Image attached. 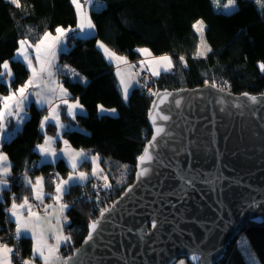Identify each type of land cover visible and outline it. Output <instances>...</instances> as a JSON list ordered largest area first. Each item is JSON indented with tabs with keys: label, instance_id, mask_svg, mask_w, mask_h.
I'll return each mask as SVG.
<instances>
[{
	"label": "trees",
	"instance_id": "obj_1",
	"mask_svg": "<svg viewBox=\"0 0 264 264\" xmlns=\"http://www.w3.org/2000/svg\"><path fill=\"white\" fill-rule=\"evenodd\" d=\"M18 2L19 7L9 0H0V64L4 61L10 64L12 90L30 77L26 64L21 59H13L21 39L34 44L45 32L54 35L57 27L76 29L68 32L61 46L59 67L68 65L79 76L67 70L60 71V76L70 95L80 101L87 114L73 119L64 113L60 136L53 122L41 130L45 111L34 103L29 104V115L22 127L17 129L14 119L7 124L9 135L0 139V152L7 153L12 160L14 176L12 188L0 197V232L9 228L14 232L15 223L6 211L12 194L19 198L32 197L24 182L25 174L33 181L45 176L46 189L52 193L53 181L71 171L64 158L55 162L42 158L37 145L47 135L56 141L64 138L73 148L97 156L111 185L105 188V182L91 176L65 195L69 202L66 232L71 236V243L63 250L71 255L87 236L91 221L99 218L100 211L107 209L135 180L138 157L153 133L148 115L155 95L147 87L157 93L215 84L236 94L264 93V72L259 69V64L264 63V11L256 0H236L237 6L232 12L216 9L212 0H97L91 11L96 26L93 36L79 32L77 12L71 0ZM225 2L221 0V4ZM197 21L204 22L205 40L211 48L204 57L197 56L201 46L200 34L193 28ZM99 40L132 64L142 59L137 49L148 47L156 56H171L174 65L171 71L157 78L143 72L142 83L134 85L125 101L116 64L105 57L98 47ZM136 69L141 67L137 65ZM143 74L151 80L147 82ZM8 94L7 84L0 83V96ZM98 106L116 111L100 113ZM87 160L81 166L91 170L92 158ZM93 184L97 187L93 188ZM242 236L260 264H264V224L256 223L244 227L217 264H248L239 244ZM18 242L24 256L32 253L30 236Z\"/></svg>",
	"mask_w": 264,
	"mask_h": 264
},
{
	"label": "water",
	"instance_id": "obj_2",
	"mask_svg": "<svg viewBox=\"0 0 264 264\" xmlns=\"http://www.w3.org/2000/svg\"><path fill=\"white\" fill-rule=\"evenodd\" d=\"M211 85L154 96L149 114L169 94L159 108L171 118L157 123L170 135L145 165L150 173L137 179V165L134 182L96 219L93 241L75 249L79 264H193V253L195 264H217L247 224H264V93L245 92L262 101L254 105ZM148 123L153 136L149 115Z\"/></svg>",
	"mask_w": 264,
	"mask_h": 264
},
{
	"label": "snow or ice",
	"instance_id": "obj_3",
	"mask_svg": "<svg viewBox=\"0 0 264 264\" xmlns=\"http://www.w3.org/2000/svg\"><path fill=\"white\" fill-rule=\"evenodd\" d=\"M97 0H71L74 5L77 18H78V29L81 34H90L94 29V24L92 23L88 14L84 11L85 6L93 5ZM11 3L19 7L18 0H11ZM256 3L260 6L261 10L264 11V0H256ZM212 4L216 9L223 8L226 12H232L237 4L236 0H226L225 3L221 4V0H212ZM193 28L201 37L202 50L198 48L197 56L204 57L211 48L208 47L207 43L203 40L204 24L203 21H197ZM31 31V30H29ZM56 35L53 36L49 32H45L43 36L33 44L30 43L28 39H21L19 41V48L16 51L14 60L22 59V62L26 64L27 69L30 72L29 79L20 87L15 89L11 88V83L13 79V72L8 61H4L0 64V83H6L9 88V94L5 96H0V131L6 128L10 119H15L17 126H19L24 117L26 116V109L30 103V97H35V102L41 107L47 105L48 115H46L41 121V130L45 128L49 121L55 123L58 129H63L64 125L60 121V113L58 111V104H54V101L59 100L67 106V114L75 119L77 115V109H81L79 101L75 103H69L67 90L62 86L57 84L56 72L67 70L73 76H79V73L75 69L70 68L68 65H64L60 68L54 62L56 60L57 52L62 51L61 47L67 38L68 32L76 31V29L63 27L56 28ZM98 47L103 50V53L107 59L110 61H116L118 63L127 64V60L124 57L117 56L115 52L107 48L103 43H98ZM32 49V52L29 50ZM137 51L145 57L144 61H141V67L145 64L148 65V71L151 72L153 76H159L161 71L168 72L171 71L173 67V62L171 57L165 55L160 57H153L152 53L147 49H137ZM34 53V54H33ZM181 62L184 63V58H180ZM35 62V63H34ZM186 66V63H185ZM130 68H135L134 65H130ZM55 69V70H54ZM259 69L264 72V63L259 64ZM120 73L118 72V75ZM7 77V80L3 78ZM123 88V97L125 101L128 98V88L129 85L126 81L121 78L120 81ZM139 83V81H137ZM216 87L215 84L211 85ZM150 94L158 95V93L151 92ZM223 91V89H220ZM244 96L252 104H259L262 101L256 96H249L244 93ZM169 94H164L160 97L158 103L154 102V112H150L149 118L152 121L155 134L152 136L151 141H149L148 146L145 147L142 155L138 157V173L137 179L143 178L148 175L151 171L150 167L145 165H151L155 160L154 155L155 150L159 145V141L170 135L165 127L157 123V121L167 122L170 120V115L164 113L160 110L159 106L168 102ZM176 107H180L181 100L176 99L174 101ZM100 113L110 112L115 113V109H105L103 106H98ZM9 135L5 133V136ZM59 135V133H58ZM3 139V137H0ZM55 140L52 137H47L43 144L37 145V150L40 155L48 158H57L58 154L53 147ZM65 147L61 149V153L67 157L69 167L71 169L68 178H57L55 183V194L46 193L44 191V179L43 177L36 178L35 181L30 179L27 174L24 176V182L31 190L32 201L35 203H30L29 198L25 196L22 202L17 203L15 197L12 199V204L10 208L6 211L15 223V236L14 239L19 241L22 238H26L30 234V238L33 240L32 256L29 259L20 261L19 250L9 247L6 243L0 242V264H13V255L17 257L18 264H34L36 257L42 261V264H79L78 256L80 250H74V252L65 257L60 253L61 245L63 244L67 247L71 243V236L64 234L63 226L68 223L67 217L63 215L64 211L69 207L67 203H63V197L70 194L71 188L78 185H83L89 180V175L83 171H78L83 161L87 160V154L81 151H75L70 148L67 141H64ZM98 157H92V163L94 165L92 169V177L97 179H103L105 181L103 187L110 188L111 185L107 183V176H100L97 171ZM11 164L9 163V158L3 152H0V196L3 195V191L9 188V177L11 176ZM125 168L127 166H124ZM186 183L191 184V181H186ZM93 188L97 185L93 184ZM131 191V189H129ZM52 199L54 205H45V197ZM43 206V215L40 214L39 209ZM51 210V211H50ZM111 209H102L100 211L101 219L104 218L107 212ZM55 215L53 224V214ZM47 224V228L45 225ZM100 220H93L89 224V232L85 238L84 244H89L94 239V234L97 233ZM152 229L157 228V222L155 220L151 223ZM54 241V243H49V240ZM195 264L196 261L200 260V257L193 253L190 257ZM180 264H184V261H180Z\"/></svg>",
	"mask_w": 264,
	"mask_h": 264
},
{
	"label": "rangeland",
	"instance_id": "obj_4",
	"mask_svg": "<svg viewBox=\"0 0 264 264\" xmlns=\"http://www.w3.org/2000/svg\"><path fill=\"white\" fill-rule=\"evenodd\" d=\"M9 1H11V0H9ZM96 7H97V5H96ZM95 7V8H96ZM92 9H94V4L93 5H89V6H85V8H84V11L88 14V16L90 17V19H91V21H92V23L94 24V21H93V19H92V16H91V11H92ZM218 10H224V9H218ZM225 11V10H224ZM203 24H204V22H203ZM94 26H95V24H94ZM63 28H65V27H63ZM65 29H68V28H65ZM204 30H205V24H204ZM93 34H96V26L94 27V29L91 31V33L90 34H87V36H93ZM56 35V33H54V35L53 36H55ZM86 35V34H85ZM203 40L206 42V40H205V31H204V33H203ZM200 42H201V37H200ZM64 43H65V41H64ZM98 43H103L107 48H109L111 51H113V52H115L111 47H109V46H107L103 41H101V40H99L98 41ZM207 43V42H206ZM208 45V44H207ZM144 48H147L151 53H152V51L150 50V48H148V47H144ZM141 49H143V48H141ZM200 49L202 50V45L200 46ZM102 50V49H101ZM103 51V50H102ZM116 53V55L117 56H121V57H124V56H122V55H120L119 53H117V52H115ZM59 54H60V51H58L57 52V56H56V60H55V64L57 65L58 64V66H59ZM152 56L153 57H160V56H165V55H160V56H156V55H154L153 53H152ZM167 56H169V55H167ZM169 57H171V56H169ZM125 58V57H124ZM172 59V58H171ZM109 60V59H108ZM145 60V57L144 56H142V59H141V61H144ZM141 61H139V62H136V63H134V64H132V63H127V64H124V63H122V64H124V66H127V67H122V66H118V62H116V61H112V62H114L115 64H116V67H117V73L119 72L120 74L118 75L120 78H123L125 81H130V82H132V84H136V82L137 81H139V83L141 82L142 83V79H141V74L143 73V72H146L147 74H149V75H151V72L150 71H148V65L147 64H145L144 66H143V68L141 67ZM172 62H173V59H172ZM35 63V62H34ZM130 65H134L135 66V68H130L129 66ZM137 65H139L140 67H141V69H139V70H137L136 69V66ZM173 65H174V62H173ZM55 70V69H54ZM172 70V69H171ZM169 72V71H168ZM162 73H164V71H161L160 72V75L162 74ZM159 75V76H160ZM152 76V78H157V77H159V76H153V75H151ZM151 80V78L147 75L146 76V81L147 82H149ZM138 83V84H139ZM62 87L65 89V86L64 85H62ZM135 87V86H134ZM134 87H132V89H129L128 90V97H129V94H130V92L133 90V88ZM223 88V87H222ZM59 135H57V136H60L61 134H62V131L60 130L59 132ZM52 137V136H51ZM53 138V137H52ZM75 149V148H74ZM75 150H77V149H75ZM77 151H81V150H77ZM83 152L84 153H86L87 154V157H88V159L89 158H92V157H97V156H89V154L87 153V152H85L84 150H83ZM91 160V159H90ZM86 161H88V160H85V161H83V162H85L86 163ZM82 162V163H83ZM92 162V161H91ZM93 167H94V165H93V163H91V170H88V169H86V168H83L82 166H80V168L78 169V171H83V172H85V173H87L88 175H89V178L92 176L91 175V173H92V169H93ZM97 171H98V174L100 175V176H107V174L106 173H104V170H103V168L101 167V165H100V160L98 159V162H97ZM70 173V172H69ZM69 173L64 177H60V178H63V179H67L68 178V175H69ZM39 177H43V179H44V191L46 192V193H50L47 189H46V178L43 176V175H41V176H38L37 178H39ZM108 177V176H107ZM57 180V179H56ZM55 180V181H56ZM101 181H103V182H105L103 179H100ZM109 181V178H108V180H107V182ZM51 194H55V192L54 193H51ZM66 198H65V196L63 197V203H66L65 200ZM49 200H51L50 202H48ZM44 204L45 205H54L55 204V202L52 200V199H50V198H48L47 196L45 197V199H44ZM68 204V203H67ZM40 208H42L43 209V206H41ZM69 209V207L65 210V211H67ZM64 211V212H65ZM40 212V214H41V211H39ZM100 217V216H99ZM64 234H65V232H64ZM241 242V243H240ZM239 244H241V249H242V251H243V253H244V255H245V257H246V260H247V262H248V264H260V262H259V260H258V258H257V256L255 255V253H254V251L251 249V247H250V244H249V242L247 241V239H245L243 236L239 239ZM184 261V264H190L185 258H181V259H179L178 260V262L176 263V264H180V261Z\"/></svg>",
	"mask_w": 264,
	"mask_h": 264
},
{
	"label": "crops",
	"instance_id": "obj_5",
	"mask_svg": "<svg viewBox=\"0 0 264 264\" xmlns=\"http://www.w3.org/2000/svg\"><path fill=\"white\" fill-rule=\"evenodd\" d=\"M30 52H32V49H30L29 50ZM34 54V53H33ZM22 60V59H21ZM127 63H130L129 61H127ZM58 65V64H57ZM118 66H122V67H127V66H124V64H122V63H119L118 64ZM117 66V67H118ZM117 67H116V69H117ZM133 69V68H132ZM116 74H117V77H118V80H119V83H120V81H121V78L118 76V73H117V70H116ZM56 81H57V84L58 85H60V86H62V85H64V83H63V81H62V78H61V76H60V71H57L56 72ZM126 83H128V85H129V88H128V90L129 89H132V87H134V85H135V83L134 84H132V82H130V81H126ZM137 83V82H136ZM65 86V85H64ZM120 86H121V88H122V85H121V83H120ZM65 89H66V87H65ZM67 90V89H66ZM122 91H123V88H122ZM67 93H68V100H69V103H75L76 101H79V100H77V99H74L71 95H70V92L67 90ZM30 103H34L36 106H38L40 109H43L44 111H45V114H44V116H43V118L46 116V115H48V108H47V105H45V106H43V107H41L40 105H38L36 102H35V97L34 96H32V97H30ZM29 103V104H30ZM54 104H58L59 105V107H58V111H59V113H60V121H61V123L63 124V114L64 113H66L67 114V106L66 105H64L63 103H60L59 102V100H56V101H54ZM79 104L82 106L81 107V109H77L76 111H77V115L76 116H78V115H82V114H87V110H86V108L80 103V101H79ZM29 115V112H28V108L26 109V116L24 117V119H23V122L19 125V126H17V123H16V128L17 129H19L20 127H22L23 126V124H24V122L26 121V119H27V116ZM68 115V114H67ZM69 116V115H68ZM69 117H71V116H69ZM11 120V119H10ZM15 120V119H14ZM43 120V119H42ZM16 121V120H15ZM52 121H49L48 123H47V125L49 124V123H51ZM54 123V122H53ZM45 128H46V126H45ZM64 129V128H63ZM4 131H3V133L1 132V136L3 137V135H5V133H7V126H6V128L5 129H3ZM60 130H62V129H58V132L60 131ZM47 137H51L50 135H47ZM46 138V137H45ZM45 138H44V140H45ZM55 140V143H54V145H53V147H55V149H56V151H57V154H58V156H57V158H55V161H57L58 159H60V158H64L66 161H67V157H65L62 153H61V149H63L64 147H65V145H64V141H67L66 139H64V138H62V140H58V141H56V139H54ZM43 143H44V141H43ZM43 143H41V144H43ZM68 145L70 146V148L72 149V150H75L70 144H69V142H68ZM75 151H77V150H75ZM4 154H6L7 156H8V154L7 153H5V152H3ZM8 158H9V163L11 164V176L9 177V188L8 189H11L12 188V185H11V182H12V180H13V176H14V173H13V162H12V160L10 159V157L8 156ZM42 158L43 159H45V160H47V161H52L53 162V158H51V157H48V158H45V157H43L42 156ZM68 162V161H67ZM45 177V176H44ZM37 178V177H36ZM46 178V177H45ZM36 180V179H35ZM5 191L6 190H4L3 191V195L2 196H0V197H4V193H5ZM55 192V190L52 192V193H54ZM13 197H15V199H16V201H17V203H20V202H22V200H23V198H19L17 195H15V194H12V198H11V201H10V204L8 205V208H10L11 207V204H12V199H13ZM29 201H30V203H35L34 201H32V197L31 198H29ZM48 201V200H47ZM51 200H49L48 202H50ZM66 203H69L68 201H65ZM37 211H40V208L39 209H36ZM51 211V210H50ZM57 214H59L58 212L57 213H54L53 214V224H55V220H54V217H55V215H57ZM63 215L64 216H66L67 215V211H65L64 213H63ZM10 217V216H9ZM67 217V216H66ZM10 219H11V217H10ZM12 220V219H11ZM45 227L47 228V224L45 225ZM63 229H64V232H65V235H68L67 234V232H66V224H64V226H63ZM14 233H15V228H14ZM29 236H30V234H29ZM49 243H54V241H52L51 239L49 240ZM32 244H33V240H32ZM9 247H12V248H14V246H11V245H8ZM65 246L62 244L61 245V248H60V253H61V255L62 256H65V257H67V256H69V252L66 250V251H64L63 250V248H64ZM33 248V247H32ZM32 256V253L31 254H29L28 256H24V260L25 259H29L30 257ZM13 264H14V262H13ZM34 264H42V261L39 259V257H36V259H35V262H34Z\"/></svg>",
	"mask_w": 264,
	"mask_h": 264
},
{
	"label": "built area",
	"instance_id": "obj_6",
	"mask_svg": "<svg viewBox=\"0 0 264 264\" xmlns=\"http://www.w3.org/2000/svg\"><path fill=\"white\" fill-rule=\"evenodd\" d=\"M139 68V67H137ZM145 75V74H143ZM146 77V75L144 76ZM147 89L149 90V87H147ZM41 211V215H43V211L40 209ZM0 242H4L7 245H11L14 246V249H18L19 250V260L22 261L24 260V253L22 252V249L19 248V242L14 239V232H12L11 228L7 229L6 231H1L0 232ZM13 262L14 264H18V260L17 257L15 255H13Z\"/></svg>",
	"mask_w": 264,
	"mask_h": 264
},
{
	"label": "bare ground",
	"instance_id": "obj_7",
	"mask_svg": "<svg viewBox=\"0 0 264 264\" xmlns=\"http://www.w3.org/2000/svg\"><path fill=\"white\" fill-rule=\"evenodd\" d=\"M240 234H241V233H240ZM240 234H239V235H240ZM239 235H238V236H239ZM237 238H238V237H237Z\"/></svg>",
	"mask_w": 264,
	"mask_h": 264
}]
</instances>
